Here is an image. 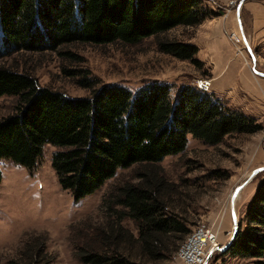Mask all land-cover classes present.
Masks as SVG:
<instances>
[{
    "label": "trees",
    "instance_id": "trees-1",
    "mask_svg": "<svg viewBox=\"0 0 264 264\" xmlns=\"http://www.w3.org/2000/svg\"><path fill=\"white\" fill-rule=\"evenodd\" d=\"M207 3V4H206ZM205 0H0V58L27 51H58L71 59L74 43L136 44L154 37L157 48L199 63L198 46L164 34L197 26L216 12ZM210 5V4H209ZM67 72V69H64ZM90 87L87 78L81 82ZM18 97L0 116V160L33 170L50 143L60 185L80 201L100 189L119 168L138 165L134 181L105 194L103 222L73 226L74 255L83 264H146L170 258L191 233L190 221L171 202L177 192L160 163L183 152L188 136L218 145L235 133L262 129L257 119L230 107L214 92L182 84L177 96L167 81L136 91L104 83L86 96L43 87L27 70L0 65V97ZM218 174V173H216ZM2 174L0 169V183ZM132 220L137 233L124 224ZM48 234H36L5 264H54ZM225 254L264 258V177Z\"/></svg>",
    "mask_w": 264,
    "mask_h": 264
},
{
    "label": "rangeland",
    "instance_id": "rangeland-1",
    "mask_svg": "<svg viewBox=\"0 0 264 264\" xmlns=\"http://www.w3.org/2000/svg\"><path fill=\"white\" fill-rule=\"evenodd\" d=\"M215 1V7L208 4L216 12L213 17L197 26H176L164 34L196 44L199 63L161 52L151 36L136 44H70L65 47L75 55L71 59L53 50L14 53L0 58V65L27 70L41 86L71 96L89 95L93 87L104 83H122L136 91L146 82L162 80L172 85L175 98L182 84L198 87L199 80L206 79L211 81L209 92L254 116L261 130L229 135L218 145L205 144L189 134L186 149L160 163L178 185L171 202L190 221V234L210 230L216 245L222 247L234 233V191L264 167V0ZM234 33L245 38L241 37L242 43L234 42ZM85 78L90 87L81 83ZM17 100L15 95L1 96L0 116L13 112ZM56 149L46 144L33 170L6 158L0 160V264L17 256L24 243L43 232L49 236L47 251L54 264H83L74 255L73 226L85 220L95 225L103 222L105 194L116 184L134 181L138 165L119 168L100 189L75 201L58 182L53 167ZM263 177L264 170L258 171L239 191L234 204L239 222ZM124 224L137 233L132 220ZM179 249L170 258L146 264H184ZM204 264H264V258L232 257L213 250Z\"/></svg>",
    "mask_w": 264,
    "mask_h": 264
},
{
    "label": "built area",
    "instance_id": "built-area-1",
    "mask_svg": "<svg viewBox=\"0 0 264 264\" xmlns=\"http://www.w3.org/2000/svg\"><path fill=\"white\" fill-rule=\"evenodd\" d=\"M205 1L208 2L210 5H212L213 7H215L216 5L215 0H205ZM232 39L236 43H242L241 36L237 35L236 33L232 35ZM239 52H242L241 49H239ZM242 54L244 55V53ZM244 58L246 60V57ZM210 85H211L210 80L201 79L198 82V87L205 91H208L210 89ZM200 235H206L210 237L212 236V240H215V235L210 230L200 229L197 232L190 234L179 249V257L184 261V264H204L207 255L211 253V251L216 250V248L218 247V245H216L215 243L213 248H211L209 252L206 253L208 245L211 244L210 241H209L210 243L207 242L204 245L198 244L196 248L194 244L192 246V242L198 239Z\"/></svg>",
    "mask_w": 264,
    "mask_h": 264
},
{
    "label": "water",
    "instance_id": "water-1",
    "mask_svg": "<svg viewBox=\"0 0 264 264\" xmlns=\"http://www.w3.org/2000/svg\"><path fill=\"white\" fill-rule=\"evenodd\" d=\"M239 20H240V18H239ZM240 21H241V20H240ZM240 27L242 28V26H241V22H240ZM260 170H264V167H261V168H258L257 170H255V171L252 173L250 179H252V177H253L258 171H260ZM250 179H249V180H250ZM249 180H248V181H249ZM248 181H246V182L242 183L241 185H239V186L237 187V189L234 191L233 195H232V202H233V204H232V205H233V212H232V213H233V218H234V221H235V228H234V233H233V235H232V237H231V240H230L225 246L217 247L216 250L227 251V250L230 248L231 244L233 243V241H234V239H235V237H236V235H237L238 228H239V221H238L237 216H236V211L234 210V204H235V200H236V197H237L239 191L242 190V189L244 188V186L248 183Z\"/></svg>",
    "mask_w": 264,
    "mask_h": 264
},
{
    "label": "bare ground",
    "instance_id": "bare-ground-1",
    "mask_svg": "<svg viewBox=\"0 0 264 264\" xmlns=\"http://www.w3.org/2000/svg\"><path fill=\"white\" fill-rule=\"evenodd\" d=\"M241 29V32H242V34L244 35V31H242V29H243V27L242 28H240ZM241 36V35H240ZM242 37V36H241ZM243 39H245L244 37H242ZM233 204V202H232V199H231V205ZM233 206V205H232ZM211 242V245H210V247L208 248V251L206 252V253H208L209 252V250L211 249V248H213V246L215 245V243H216V240H212V236L210 237V236H206V235H200L199 237H198V239H196V240H194L193 242H192V246H193V244H194V246H195V248H196V246L198 245V244H201V245H204L205 243H207V242ZM209 242V243H210Z\"/></svg>",
    "mask_w": 264,
    "mask_h": 264
},
{
    "label": "crops",
    "instance_id": "crops-1",
    "mask_svg": "<svg viewBox=\"0 0 264 264\" xmlns=\"http://www.w3.org/2000/svg\"><path fill=\"white\" fill-rule=\"evenodd\" d=\"M245 80H247V79H245Z\"/></svg>",
    "mask_w": 264,
    "mask_h": 264
}]
</instances>
